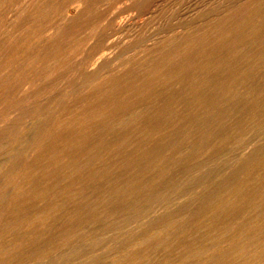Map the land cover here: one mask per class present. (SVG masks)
Masks as SVG:
<instances>
[{"label":"bare ground","instance_id":"6f19581e","mask_svg":"<svg viewBox=\"0 0 264 264\" xmlns=\"http://www.w3.org/2000/svg\"><path fill=\"white\" fill-rule=\"evenodd\" d=\"M119 1L0 0V264H264V0Z\"/></svg>","mask_w":264,"mask_h":264},{"label":"rangeland","instance_id":"374dc122","mask_svg":"<svg viewBox=\"0 0 264 264\" xmlns=\"http://www.w3.org/2000/svg\"><path fill=\"white\" fill-rule=\"evenodd\" d=\"M190 1H191V0H190ZM190 1L187 0V2H189V3H187L185 0H184V1L182 0V3H183L184 5L181 3V5L177 8V11H176V12H177L178 14H177V15H174L173 17L171 16V17H170V20H169V18L166 19V21H165V19H164V20H163V21H164V25L162 24L163 21H161V20H162V18H161V19L154 20L153 22H155V23H152V26H153V27L151 26V27H149V28H150V29L153 28V30L156 29V30H155V33H156L157 30H160V28H161V29L163 28V30H167V27H169L170 29H172V27H173L174 25H175V27H173V28H177V27H178L177 25L179 24V26H180L181 23L183 22V19L185 18V17H184L185 14H189V15H191V17H193V18H201V17L204 18V17L210 15V14L213 13V12H214V13L217 12V11L219 10V5H220V6H221V5L224 6V5H228V4H229L228 6H230V5H233V4H234V6H236L237 4H235V3H238V4H239V2H240V0H236L235 3H234V0H233V4H232V3H231L232 0H231V1H229V0H195L197 3H201V2H202V4L200 5V4H197L194 0L191 1V2H190ZM211 1H212V2H211ZM215 1H216V2H215ZM228 1H229V2H228ZM237 1H239V2H237ZM244 1L246 2L247 0H243V3H244ZM119 2H120L119 7H120V6H123V7L125 6L124 9H126L127 11H128V9H129V12H126V11H125V13H124L125 15H127V13H128L129 15H127V16H128L129 18H131V15H130V14H132V16H133V14H134V16H135V14H136L135 18H137V20L139 19V17H141V18L138 20L140 23H145V21H146V23H147V22H150V20H151L150 15L152 16V14H151V13L153 12L152 7H153V4L155 3V0H146V2L143 1L145 4H144L143 2H141V4H140V3H137L138 5L135 4L136 6H135L131 1H128V0L125 1L126 4L123 3V1H122V3H121V1H119ZM119 2H117V3H119ZM184 2L186 3V6H185V3H184ZM218 2H219V3H218ZM225 2H226V3H225ZM241 2H242V1H241ZM127 3H128V5H127ZM129 3H130V4H129ZM190 3H192V4L195 3V4H197V5L193 4V5L191 6ZM204 3H205L207 6H206ZM209 3H210V4H209ZM263 3H264V2H262V3H261L262 5L260 4V6L258 7V8H259V10H258V13H259L258 16H260V15H261V16H260V17L257 16V18H262V21H263V22H260V23H261L260 25H264V20H263V18H264V17H263V16H264V5H263ZM121 4H122V5H121ZM123 4H124V5H123ZM132 4L134 5L135 9L132 7V6H133ZM139 4H140V6L142 5L140 8L137 7V6H139ZM187 4H188L189 6H188ZM129 5H130V6H129ZM116 6L118 7V4H116ZM126 6H128V7L126 8ZM183 6H185V7H187V8L189 7V8H188L189 10H191L192 7H193V8H194V9H193V12H194L195 14H194L193 12H191L192 10L189 11L188 9H186V8L183 7ZM190 6H191V9H190ZM194 6H195V7H194ZM197 6H198V7L200 6L201 8H200V7L198 8ZM130 7H131V8H130ZM136 7H137V9H136ZM143 7H144V8H143ZM182 7H183L184 9H183ZM121 8H122V7H120V9H121ZM132 8H133L135 11H134ZM141 8H142V9H141ZM195 8H197L198 10L195 9ZM214 8H215V9H214ZM216 8H217V9H216ZM261 8H262V9H261ZM130 9H132V10H130ZM138 9H139V10H138ZM185 9H186V12L184 13ZM199 9H200V11H201V9H202V11L204 10V12H200L199 14H198V12H195V11H199ZM210 9H213V10H211V13H210ZM142 10H143V11H142ZM180 10H182V11L180 12ZM187 10H188V11H187ZM206 10L208 11V15H207V11H206ZM214 10H215V11H214ZM130 11H131V12H130ZM205 11H206V13H205ZM133 12H134V13H133ZM135 12H138V13H135ZM189 12H190L191 14H190ZM180 13H182V14H180ZM183 13H184V15H183ZM192 13H193V14H192ZM196 13H197L198 15H197ZM202 13H203V14H202ZM204 13H205V15H204ZM214 13H213V14H214ZM138 14H139V15H138ZM179 14H180V15H179ZM201 14H202V15H201ZM137 15H138L139 17H138ZM140 15H141V16H140ZM145 15L147 16V18L145 17ZM181 15H183V19H182ZM196 15H197V16H196ZM199 15H200V16H199ZM134 16H133V17H134ZM176 16H180V17L178 18V17H176ZM187 16H188V15H187ZM149 17H150V18H149ZM188 17H189V16H188ZM143 18H144V19L146 18L147 20L144 21ZM172 18H173V19H172ZM180 18H181V19H180ZM257 18H256V19H257ZM148 19H149V20H148ZM175 19H176V20H177V19H180V20H179L180 22L177 20V23H178V24L175 23V24L171 25L173 22H176ZM141 20H143V21L141 22ZM158 20H160L161 22H160V21H159V22H156V21H158ZM171 20H172L173 22H172ZM181 20H182V21H181ZM184 20H185L186 23H182V25L180 26V28H181L184 24H185V25H184L183 27H187V26H188V25H186V24H188V23H187V21H188L187 18L184 19ZM168 21H169L171 24H170V23H166V22H168ZM158 23H160V24H162V25H160V24H158ZM156 24H158V25H156ZM165 24H166L167 27H164ZM168 24H169V26H168ZM159 25H160L161 27H160ZM156 26H157V28H156ZM154 27H155V28H154ZM159 27H160V28H159ZM253 28H255V30H256V27H253ZM150 29H149V31H150ZM153 30L150 31V32L153 33V32H154ZM168 30H169V29H168ZM252 30H253V29H252ZM255 30H254V31H255ZM108 31H109V30H108ZM112 31H114V30H110V31H109V35H110V39H109V40H114V41H117L118 39L122 40V37H123V36H121L120 34H117L116 31H114V32H112ZM260 31H261V30L258 28V31H256V32L259 33ZM115 32H116V34H115ZM260 33H261V32H260ZM114 34L116 35L117 40H115V39H116L115 37H112ZM115 35H114V36H115ZM119 35H120V36H119ZM120 37H121V38H120ZM123 38H124V37H123ZM127 40L129 41V38H125V40L123 39V41H127ZM128 41H127V42H128ZM263 71H264V70H262L261 72H263ZM261 74H262V75H261ZM263 75H264V72L255 75V77H257V78H255L256 80L254 81L255 84L253 83L252 86L250 85L251 87L249 86V88H247V89L249 90V92H252V93L255 92V89H257V88L260 86V85L258 86V84H262V82L264 83V79H263L264 76H263ZM243 90H244V89H243ZM249 92H248V93H249ZM218 95H219V94H217V97H218ZM219 96H220V95H219ZM219 98H221V97H219ZM219 98H216L215 100H217V99H219ZM221 99H222V98H221ZM221 99H219V100H221ZM215 100H213V102H214ZM219 100H218V101H219ZM225 101H226V102H225ZM216 102H217V101H216ZM216 102H214V104H215ZM224 102H225L224 104H222L223 102L220 103L221 106L218 105L219 108L221 107V109L218 110V109H219V108H218V109H217L218 111L216 110V113H217V114L219 113V116H220V114H223V112L228 108V107H226V106H229V105H230V104L228 105V102H227L226 98H225ZM232 103H235V102L233 101ZM225 104H227V105L225 106ZM224 106L226 107V109H225ZM232 106H233V108H235V107H234V104H233ZM232 106H229V107H232ZM235 106H236V105H235ZM222 107H223V109H222ZM209 109H210V108H209ZM209 109H208V110H209ZM212 109H213V107L211 108V111H212ZM224 109H225V110H224ZM208 110H207V111H208ZM221 110H223V112H222ZM209 111H210V110H209ZM220 111H221L222 113H221ZM204 112L206 113V111H201V112L199 113V117H198V120H197L198 122H197V121H194V122H196V123H194L193 121H191V122H193V123L195 124V126L197 125V123H199V124L201 123V124H200V127H199L200 130H202L201 132L198 133L197 130H194L196 133H194V131H192V136H189V137H188V133H189V132H187L186 130L191 126V125H190V124H191L190 121H189V124L187 123V124H184V125H181V126H177L176 128H174V129L172 130V132H171L172 134L170 133V135H169V136L172 135V137H171V138L169 137V138L171 139V141H170V144L168 145V149H169V148L172 149V151H174V154H175L176 156H174V159H175V160L173 159V160H171V161H174V162H176V163L180 162V163H178V164H183L182 161H183V159L185 158V155H184V154H186L185 151H187V152H188V150L190 151V150L192 149V144H193V147L197 146V145L199 144V140H200V142L203 141V139L205 140V138H207L206 136L209 135L210 132L213 131V130H212L213 127H215L216 125L219 124V121L221 120V119L219 120L220 117L217 118V121H216V118H215V121H214V120L212 121V120H210V119H212V118H209L208 120H210V121L208 122V123H209V124H208V123H207L208 120L206 121V117L208 118V116H205V114H203ZM208 113H209V115L211 114L210 112H208ZM208 113H206V115H208ZM217 114H216V115H217ZM200 115H201V116H200ZM203 115H204V116H203ZM200 117H201V118H200ZM204 117H205V118H204ZM214 117H215V116H214ZM217 117H218V115H217ZM203 118H204V120H203ZM200 120H201V121H200ZM218 120H219V121H218ZM199 121H200V122H199ZM202 121H203V122H202ZM204 121H205V122H204ZM202 123H203V124H202ZM204 123H205V124H204ZM194 124H193V125H194ZM199 124H198L197 126H199ZM213 124H215V126H214ZM188 125H189V126H188ZM203 125H204V126H203ZM208 125H209V127H207ZM210 125H211L212 127H210ZM182 126H184L185 128L182 127ZM180 127H181V128H180ZM186 127H188V128H186ZM206 127H207V128H206ZM190 128H191V127H190ZM190 128L188 129V131L190 130ZM201 128H202V129H201ZM208 128H209V129H208ZM211 128H212V129H211ZM176 129H177L178 131H177ZM181 129L185 130V132H184L183 130H181ZM204 129H206V130L208 129V130L206 131V130H204ZM174 130H176V131L174 132ZM198 130H199V129H198ZM203 130H204V131H203ZM209 130H210V131H209ZM261 130H262V129H261ZM182 131H183V132H182ZM208 131H209V132H208ZM255 131H256V132H258V131L260 132V130H254V132H255ZM254 132H253V130L251 131V133H254ZM256 132H255V133H256ZM27 133H28V132H27ZM176 133H180V134H182V135L179 136V137L182 136V137H181V140L179 139V137H177L179 134H177V136L175 135ZM184 133H185V134H184ZM190 133H191V132H190ZM190 133H189V135H191ZM251 133H250V135H251ZM255 133H254V135H255ZM203 134H205V135H203ZM27 135H28V134H27ZM27 135H26V136H27ZM185 135H186V136H185ZM252 135H253V134H252ZM28 136H29V135H28ZM263 136H264V134H262V135H260V136H256V137H254L251 141H249L248 143H247L246 141L244 142V141H242V140H241V142H239V143H235L234 146H231V148L229 149L230 151L227 150V151L225 152V154H226L225 157L228 159V161H232V158H233L234 156H237L239 152L241 153L242 151H244L246 146L249 147V146H250V143L252 144V143H254V142H256V141H259L260 139H258V138H259V137L262 138ZM175 137H177V140H175V139H176ZM195 137H196V138H195ZM200 137H202L203 139H202V140L199 139ZM173 138H175V139H174V141L172 142V139H173ZM189 138H190L191 144H190ZM183 139H185L184 142L180 143V141H183ZM195 139H196V140L199 139V140L196 141ZM177 141H179V142L177 143ZM185 141H186V142H185ZM188 141H189V144H188V146L186 147V144L188 143ZM192 141H193L194 143H193ZM252 141H254V142H252ZM196 142H198V143H196ZM171 143H172V144H171ZM185 143H186V144H185ZM195 143H196V144H195ZM174 144H175V146H174ZM181 146H183V147L181 148ZM189 146H190V147H189ZM175 147H176V148H175ZM179 147H180L181 149H180ZM178 148H179L180 151L178 150ZM183 148H184V149H183ZM186 148H187V149H186ZM189 148H190V149H189ZM235 148H236V149H235ZM239 148H240V149H239ZM242 149H243V150H242ZM182 151H183L184 153H183ZM231 152H232V153H231ZM240 153H239V154H240ZM230 154H231V155H230ZM234 154H235V155H234ZM228 156H229V157H228ZM175 157L178 158V160H177ZM179 158H180L181 160H179ZM233 159H234V158H233ZM176 160H177V161H176ZM181 162H182V163H181ZM159 189H160V191H159L158 188H157V189L153 190V193H152V191L149 192V194H150L149 196H153V195H155L154 197L157 196V197H158V200H159V197H160V198H163V199H160V200H159V201H163L164 198H165L166 196L169 195L168 192L171 193V191H172V192L174 191L173 189H168V190H170V191H167L166 188H165L164 191H162L163 189H162L161 187H160ZM156 190H157V191H156ZM158 191H159V192H158ZM165 191H166V192H165ZM154 192H156L157 194L160 193L159 196H158L156 193H154ZM163 196H164V197H163ZM157 197H156V198H157ZM166 201H167V200H166ZM165 203H167V202H165ZM165 203H164V204H165ZM114 231H117V230L110 231V232L107 234L108 236L106 235L105 240L103 239V241H107V240H109V241H107V242H110V241L112 242V241L115 240L114 238L118 239V237H119V235H120L121 232H120V231H119V232H118V231H117V232H114ZM115 233H116V236L113 235V234H115ZM111 234H112L113 236H109V235H111ZM117 234H118V235H117ZM112 237H113V238H112ZM107 242H106V243H107ZM94 243H95V242H94ZM82 248H83V249H82ZM82 248H78V250H77L76 252H80V249H81V250H82L81 253H83V252H86L87 249H88V247H86V248H85L86 250L84 251V247H82ZM89 248H90V247H89Z\"/></svg>","mask_w":264,"mask_h":264}]
</instances>
